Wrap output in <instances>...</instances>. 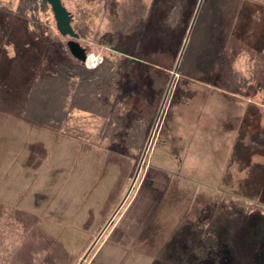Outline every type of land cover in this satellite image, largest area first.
Wrapping results in <instances>:
<instances>
[{
  "label": "rangeland",
  "instance_id": "obj_1",
  "mask_svg": "<svg viewBox=\"0 0 264 264\" xmlns=\"http://www.w3.org/2000/svg\"><path fill=\"white\" fill-rule=\"evenodd\" d=\"M208 1L211 45L194 76L178 69L201 0H62L88 49L85 68L134 57L139 69L135 79L123 75L117 99L70 94L56 130L21 113L32 79L53 59L75 58L71 37L51 9L38 11L31 33L4 12L0 264H177L179 239L200 226L214 232L227 264H264V51L234 32L241 6L264 0ZM185 250L187 264H207Z\"/></svg>",
  "mask_w": 264,
  "mask_h": 264
},
{
  "label": "trees",
  "instance_id": "obj_2",
  "mask_svg": "<svg viewBox=\"0 0 264 264\" xmlns=\"http://www.w3.org/2000/svg\"><path fill=\"white\" fill-rule=\"evenodd\" d=\"M48 9L52 10L51 5L47 0H19L18 5L14 10H7L0 5V14H3L0 15V33H3L4 27L8 29L10 25L7 24V26L5 24L6 19L4 17V12L8 13V15L24 20L27 31L31 33L29 27L33 26L36 28L41 22L37 14L38 11H45ZM154 9L157 10V7ZM212 18L213 9L209 5V1L205 0L194 21V26L182 55L178 71H188L194 76H197L198 74L200 75L201 69L198 67V61L202 53L211 45ZM72 20L73 17L71 15V22ZM166 23L172 27L175 24L174 19H171L170 17L167 19ZM167 42L172 44L173 47L176 45L175 39L168 40ZM29 45L32 48L34 44ZM175 48L177 50V45ZM23 49L24 50L20 52L21 54L18 53L19 57H22L24 51H26L25 47ZM176 50L174 49V52ZM58 51L61 53L60 55L65 54L64 51H62V48L61 50L59 48ZM122 51L135 56L126 48H123ZM86 52L88 53L87 48ZM4 58L6 62H8V60L15 61L16 59V61H18V55ZM121 58L117 57L114 59L107 57L100 65L93 69L85 68L83 62L76 60L71 56H68L64 61H59L58 59V61H56L53 59L52 66L49 67L46 72L39 75V77L32 79L30 88L28 89L26 96H24L23 112L21 113L22 118L38 126H44L56 130L58 129L57 127H60L61 123L66 120V114L69 113L70 108H66L65 101L69 100L68 98L70 94H78L79 96L84 97L86 103L93 102V104L100 103L103 96L106 98H110L111 96V99H117L116 95L118 94V86H120L119 82L123 79V75L127 74L125 79H135L138 77L137 68L139 69V63L135 61L136 59L134 57L132 60L125 59L127 62L129 61L130 64H125V61ZM154 64L155 66L157 64L155 68L170 69V65L164 66L157 62ZM24 70L28 72L29 67L26 65ZM1 72L2 71L0 70V73ZM36 76H38V74ZM159 77L161 78L163 76L160 75ZM166 79L167 78L164 77V80ZM156 84H158L157 87L164 86L165 82L163 84V82H160L159 78H156ZM8 89L7 77L5 79V77L0 76V93H7ZM158 90H160V88ZM60 101L61 103L59 104ZM138 133H141L139 138H143V132ZM135 134L137 136V132ZM193 230V233L185 234L186 237L179 239L180 247L185 246V248L181 249L177 246V252L175 251L177 264H187L186 261L189 253H187L185 249H187V251L189 250L188 252H191V255L194 254L200 261L206 260L205 262H207V264H227L223 258L224 255H222L223 248L219 241L216 240L214 232L205 231L201 226L200 228H195ZM194 232H196V235L192 236V234H195ZM227 253H231V251H227ZM227 256H230V254H227ZM230 259L231 261L228 264H237L235 258Z\"/></svg>",
  "mask_w": 264,
  "mask_h": 264
},
{
  "label": "water",
  "instance_id": "obj_3",
  "mask_svg": "<svg viewBox=\"0 0 264 264\" xmlns=\"http://www.w3.org/2000/svg\"><path fill=\"white\" fill-rule=\"evenodd\" d=\"M51 5L54 17L57 21V29L62 35H69L71 38L68 40L67 45L71 52V54L79 61L85 63L88 59V54L86 52V48L81 45L78 41L79 33L75 31L71 24V12L65 7L62 0H47ZM200 5L197 9V13L201 7ZM196 13V15H197ZM196 18V17H195ZM195 21V19H194ZM194 21L191 24L190 31L194 25ZM189 31V32H190ZM187 40L185 42V45ZM151 140V139H150Z\"/></svg>",
  "mask_w": 264,
  "mask_h": 264
},
{
  "label": "crops",
  "instance_id": "obj_4",
  "mask_svg": "<svg viewBox=\"0 0 264 264\" xmlns=\"http://www.w3.org/2000/svg\"><path fill=\"white\" fill-rule=\"evenodd\" d=\"M240 17L238 18L234 27V32L244 34L246 40L252 45H257L264 51V5L250 4L245 2L240 8ZM250 14L247 19V24L242 25L240 22L244 21L246 15ZM262 40V41H261Z\"/></svg>",
  "mask_w": 264,
  "mask_h": 264
},
{
  "label": "flooded vegetation",
  "instance_id": "obj_5",
  "mask_svg": "<svg viewBox=\"0 0 264 264\" xmlns=\"http://www.w3.org/2000/svg\"><path fill=\"white\" fill-rule=\"evenodd\" d=\"M114 213H115V212H114ZM111 220H112V218H111ZM111 220H110V221H111ZM106 227H107V226H106ZM106 227H105V228H106ZM104 233H105V232H104V231H102V232H100V235H102V234H104Z\"/></svg>",
  "mask_w": 264,
  "mask_h": 264
},
{
  "label": "bare ground",
  "instance_id": "obj_6",
  "mask_svg": "<svg viewBox=\"0 0 264 264\" xmlns=\"http://www.w3.org/2000/svg\"><path fill=\"white\" fill-rule=\"evenodd\" d=\"M88 60V59H87Z\"/></svg>",
  "mask_w": 264,
  "mask_h": 264
}]
</instances>
